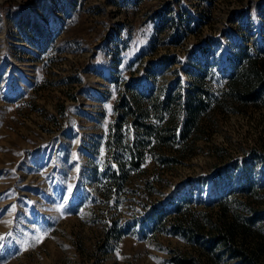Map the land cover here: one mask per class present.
I'll return each instance as SVG.
<instances>
[{"label": "rangeland", "instance_id": "rangeland-1", "mask_svg": "<svg viewBox=\"0 0 264 264\" xmlns=\"http://www.w3.org/2000/svg\"><path fill=\"white\" fill-rule=\"evenodd\" d=\"M248 56L264 0H0V264H264V100L221 110ZM197 75L212 103L179 156L144 125L182 123ZM222 197L256 262L212 240Z\"/></svg>", "mask_w": 264, "mask_h": 264}, {"label": "trees", "instance_id": "trees-1", "mask_svg": "<svg viewBox=\"0 0 264 264\" xmlns=\"http://www.w3.org/2000/svg\"><path fill=\"white\" fill-rule=\"evenodd\" d=\"M205 77L202 75H197L196 81L192 92L189 93V98L184 105L185 108V119L180 124H176L175 121L170 123L166 127L165 132H163L160 127H154L150 124H143L145 133L148 135H154L157 139L158 145L162 147H173L176 144L180 147L175 148V151L179 156H183L188 147L187 141L189 140L191 134L200 130L199 119L208 111V107L212 103V93L208 88V85L205 82ZM222 99L221 101V110L227 107V100L230 98L231 102L241 103V104H250L256 102L257 99L264 100V60L260 61L255 57H249L246 59L244 64L240 69H237L236 73L231 74L226 80L225 87L222 89ZM168 101L167 98L163 101L161 105H154V112L159 115H165V112L168 110ZM218 104V102H216ZM220 104V103H219ZM146 115L145 112H142V116ZM121 122L117 123L118 129H120ZM170 145V146H169ZM174 149V147H173ZM131 157L130 164L134 169L140 168L146 159L145 153L140 149H130ZM173 160H178V156L173 157ZM124 170V169H123ZM124 172V171H123ZM124 176L118 178L117 180L123 179ZM248 189L253 190V185L250 183L246 184ZM247 196L251 195L250 192L246 193ZM222 197L220 199H214L216 201L220 217L227 218V223L225 227L219 228L215 233H211L212 240L215 243H221L225 246L231 248L232 254L246 261H257L259 255L257 251H249L248 249H241L237 246V237L239 235L246 238L247 235L251 232V225L253 222L252 218H244L245 216H240L236 210L232 216H228L230 210L232 209V204L230 201ZM236 201V200H235ZM248 207L247 209L252 210L251 204L246 202L234 203V207L238 206ZM178 210L180 207L177 208ZM190 219L187 221V224L183 221H179L176 226H179L187 231L191 236H194L198 233L200 229V224L194 217V213L190 214Z\"/></svg>", "mask_w": 264, "mask_h": 264}]
</instances>
